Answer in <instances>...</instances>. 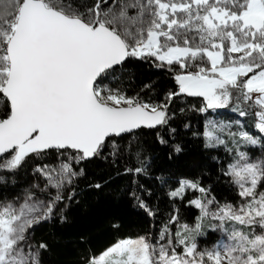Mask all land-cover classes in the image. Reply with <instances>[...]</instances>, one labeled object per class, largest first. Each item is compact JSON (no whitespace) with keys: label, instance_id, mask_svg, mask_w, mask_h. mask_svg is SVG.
Wrapping results in <instances>:
<instances>
[{"label":"snow or ice","instance_id":"6c2138e0","mask_svg":"<svg viewBox=\"0 0 264 264\" xmlns=\"http://www.w3.org/2000/svg\"><path fill=\"white\" fill-rule=\"evenodd\" d=\"M137 64L174 86L137 90ZM186 97L202 98L195 112L252 120L255 131L206 115L192 131L236 201L217 199L210 171L161 167L144 139L153 131L179 157L177 121L192 129ZM98 162L107 178L88 188L126 179L125 197L151 228L86 264H264V0H0V264H47L50 245L35 230L68 221ZM21 172L34 177L24 187ZM167 186L198 211L191 223L178 207L159 219L152 199Z\"/></svg>","mask_w":264,"mask_h":264},{"label":"trees","instance_id":"16d2710c","mask_svg":"<svg viewBox=\"0 0 264 264\" xmlns=\"http://www.w3.org/2000/svg\"><path fill=\"white\" fill-rule=\"evenodd\" d=\"M137 78L135 85L137 90L143 83L153 82L156 89L167 91L174 86L171 76L163 71H158L148 64H137L133 69ZM131 94V93H130ZM186 103L180 102L181 106L189 108L184 122H190L191 130L183 129V125L177 121L178 134L176 142L183 146V152L179 157L171 155L169 146L155 143V133L146 130L144 139L152 146L156 155L159 156L158 164L161 167L169 168L178 173L200 175L201 171H210L211 176H205L204 182L211 184L213 194L221 202L236 201V192L227 183V178L217 179V169L215 162L208 158L207 150L202 146V141L192 135V131L200 129L207 114H201L191 110V105L199 106L202 98L186 97ZM207 115V118L218 121L229 122L230 120L240 119L246 121L252 131L251 118L240 117L238 113L231 111H218ZM217 154V153H213ZM222 158L226 156L223 149L218 153ZM201 165H207L201 169ZM109 169L102 163L92 165L88 169L87 180H81L80 186L84 189V194L79 197V203L72 204L66 215L68 221L61 224L58 220L46 222L38 226L35 230L37 240L46 241L50 245V250L45 254L47 264H86V257L92 252H99L119 238L126 236H136L149 231L151 228V218L147 217L140 210L133 207L129 199L124 195L127 180L116 178L101 191L88 188L89 182H102L107 178ZM20 187L27 186L34 177L30 172H21ZM16 191L19 188L15 189ZM170 186L163 191L157 190L152 203L158 206L163 213L159 219L166 220L168 213L173 207L180 209L182 221L191 223L198 211L194 207L187 205V199L173 202L167 192ZM193 193H188V198L193 197ZM119 224V229L113 227ZM82 238H87L85 244ZM203 243V242H202Z\"/></svg>","mask_w":264,"mask_h":264},{"label":"rangeland","instance_id":"374dc122","mask_svg":"<svg viewBox=\"0 0 264 264\" xmlns=\"http://www.w3.org/2000/svg\"><path fill=\"white\" fill-rule=\"evenodd\" d=\"M220 110H222V111H231V109L229 108V109H220ZM219 111V110H218Z\"/></svg>","mask_w":264,"mask_h":264}]
</instances>
